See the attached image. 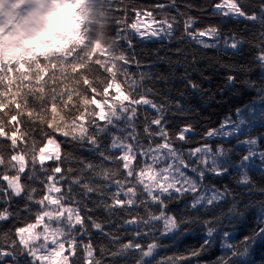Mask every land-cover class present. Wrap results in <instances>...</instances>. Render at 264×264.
<instances>
[{"label": "snow or ice", "instance_id": "1", "mask_svg": "<svg viewBox=\"0 0 264 264\" xmlns=\"http://www.w3.org/2000/svg\"><path fill=\"white\" fill-rule=\"evenodd\" d=\"M114 2L113 13L121 10ZM122 12L113 15L119 56L96 62L107 74L102 80L90 79L79 64L43 79L37 68L17 75L0 65V224L7 229L0 232V264H104L98 252L111 264L120 257L132 264H200L195 258L217 245L223 254L216 264H256L250 256L257 244L264 247V199L252 197L264 196V181L258 185L250 174L264 175V133L252 135L264 128V0H168L147 8L128 0ZM229 24H243L245 32L225 31ZM257 24L259 32L249 33ZM157 42L167 45L164 56L157 52L159 62L171 66L176 57L185 66L184 90L173 84L175 97L161 90L171 67L168 74L153 72L154 65L137 58V44ZM245 45L250 60L221 67L228 89L254 90L261 107L255 101L235 107L218 126L204 128L202 143L185 149L197 134L187 122L195 111L190 101L209 96L193 73L210 79L189 47L242 58ZM24 117L32 127H24ZM65 145L94 159L74 157ZM229 177L234 186L224 183ZM252 212L256 226L237 242L230 228L247 226ZM23 216L31 222L7 228ZM192 225L203 232L198 248L157 258L165 239L179 240ZM122 233L131 237L124 242ZM94 234L111 247L97 249Z\"/></svg>", "mask_w": 264, "mask_h": 264}, {"label": "trees", "instance_id": "2", "mask_svg": "<svg viewBox=\"0 0 264 264\" xmlns=\"http://www.w3.org/2000/svg\"><path fill=\"white\" fill-rule=\"evenodd\" d=\"M76 9V27L74 34L68 36V39H64L63 43L60 45L47 44L44 48L32 55L25 56L23 58H17L16 60H10L5 62H0V65L5 67H14L17 69V75L20 73H26L32 68L40 69L41 79L45 75H51L55 71L56 76H60V69L67 67L68 65L79 64V66L87 72L90 79L95 80L99 78L104 79L107 74L103 72V69L97 66L98 60H103L105 57L112 58L118 57L120 53V43L118 38L113 33V15L120 17L124 15L122 9L128 4V0H115L113 4L114 13L112 12L109 0H78ZM179 2V0H178ZM196 3H204V0H194ZM138 7H151L157 3H168V0H132ZM158 12V10H156ZM174 14V12H173ZM195 14V13H194ZM128 18L131 19V13H128ZM211 19V18H209ZM227 30H239L241 33L245 32V26L243 24H229ZM260 26L257 24L255 27L249 25L248 32H259ZM159 51L160 56H164L167 51V45L161 46L160 43H145L143 45L137 44L136 54L137 58L142 61L143 64H152L153 72L163 71L168 74L169 67L172 69V74L169 79L170 82L161 88L162 91L172 89L171 95L175 97L176 91L173 89V84L176 89L184 90L183 84L180 81V77L184 74L185 66L181 60L180 64H177L176 57H173V63L169 66L167 63H161L157 59V52ZM189 54H195L197 59L200 61V68L204 69L205 75L210 79L203 81L199 73H193V78L201 80L203 87L209 90V96L203 98L194 97L190 101L191 106L195 111L187 118V122H192L196 126V136L192 142L189 144H184L185 149L194 147L198 143H202L201 136L203 134L204 128L208 126H218L219 122L222 121L230 112L234 110L235 107L243 106L244 104H249L255 101L257 107H261L259 98L254 90H249L244 88L242 85L237 84L236 90H229L226 86V73L222 64L231 63L233 60H239L241 62H246L251 59L253 53L251 52L248 45H245L243 57H229L223 53L222 50L217 49H199L197 47H189ZM48 68L49 72L44 73L43 68ZM141 70L147 71L148 69L142 68ZM131 71L137 72L135 66L131 68ZM11 76L15 78L16 73H11ZM78 76V73L71 72L69 70V77ZM259 72L254 71L251 73V79L253 81L258 80ZM47 78V77H45ZM161 87L160 85H157ZM15 90V85L12 86ZM111 91V90H110ZM158 99H163V97H158ZM150 111V110H149ZM143 115V113L141 114ZM25 123V128H30L27 122V117L23 118ZM177 124L181 123L180 118H174ZM174 130V129H173ZM264 133V128L259 127L258 130H254L252 135H260ZM6 148L7 145H4ZM64 150L72 153L74 157L77 158H87L94 159L87 152L83 151L79 146L76 145H65ZM7 155V152H5ZM74 167L78 165H73ZM253 176V180L256 184H260L264 181V175L260 172L250 174ZM234 186L235 179L229 177L224 183H230ZM33 186L40 190V184L37 181ZM253 200L264 199L257 193L252 197ZM175 207V205H171ZM16 207V205H13ZM251 219H249L245 225H237L234 231L236 241L238 242L243 238L244 235H249L255 228V212H252ZM100 219L109 222V217L101 215ZM111 219H116L113 217ZM26 222H31L30 217L23 216L18 217L13 220L11 224H8L7 228L14 231V226H25ZM230 227V226H229ZM7 229L3 224H0V232L6 231ZM115 229H113L114 231ZM203 232L199 225H192L189 229V234L182 236L177 241H172L165 239L163 241L164 247L159 250L158 259L166 256H173L177 254H186L192 248H198L201 240L200 237ZM124 242L131 237V233L123 234ZM102 237L99 234H94L93 238ZM103 238V237H102ZM151 238H149L150 240ZM223 254V250L219 245L209 249L201 254L198 259L200 264H216L217 258ZM21 259H23L21 257ZM250 259H254L256 264H264V247L257 244L253 249ZM104 264L109 262L108 259H102Z\"/></svg>", "mask_w": 264, "mask_h": 264}, {"label": "rangeland", "instance_id": "3", "mask_svg": "<svg viewBox=\"0 0 264 264\" xmlns=\"http://www.w3.org/2000/svg\"><path fill=\"white\" fill-rule=\"evenodd\" d=\"M78 0H0V62L16 60L41 51L45 45H60L74 34ZM72 8L68 12V7ZM76 7H78L76 5ZM100 236V235H99ZM97 249L111 247L102 237L93 238ZM100 259L112 258L107 254ZM132 264V258H118Z\"/></svg>", "mask_w": 264, "mask_h": 264}, {"label": "clouds", "instance_id": "4", "mask_svg": "<svg viewBox=\"0 0 264 264\" xmlns=\"http://www.w3.org/2000/svg\"><path fill=\"white\" fill-rule=\"evenodd\" d=\"M68 12H71L72 11V8L69 6L68 9H67Z\"/></svg>", "mask_w": 264, "mask_h": 264}]
</instances>
